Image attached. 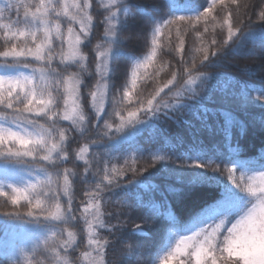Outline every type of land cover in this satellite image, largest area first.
Here are the masks:
<instances>
[{
	"label": "snow or ice",
	"instance_id": "1",
	"mask_svg": "<svg viewBox=\"0 0 264 264\" xmlns=\"http://www.w3.org/2000/svg\"><path fill=\"white\" fill-rule=\"evenodd\" d=\"M218 5L224 12L220 26L227 33L219 47L215 38L205 39L207 26L203 33L196 30L201 22L207 25L217 20L214 12ZM201 7L202 11L199 9L187 16L175 15L178 9H172L170 17L162 22L145 12L135 27H130L137 17L130 3L119 0H107V3L105 0H57L55 3L38 0L34 6L23 0H7L0 6V29H5V36L12 40L10 47L0 51V157L5 161L4 169L27 165L25 170L29 173L33 168L56 173L55 180L51 176L43 180L37 177L34 183L24 187L9 182L10 192L0 183V197L12 206L11 211H4L6 218L27 219L29 225L44 221L51 226L78 223V217L72 215L75 181L70 179L76 174L71 168H60L61 164L78 159L84 162V172L91 174L93 189L85 193L88 203L80 214L85 220L90 249L82 253L87 264H109L106 248L114 244L121 245V255L132 251V244L123 241L119 234L132 212L146 208L155 217L162 218L163 228L172 236L167 242L161 240L160 246L167 244V247L153 264H264V163L261 170L253 171L239 138L233 145L234 131L243 137L248 125L233 112L209 107L204 102L211 98L208 84L212 75L222 73L201 71V68H222L229 54L247 49L250 55L259 57L256 71L250 70V74L257 75L264 84V23L257 31L250 19L247 24L242 18L237 19L240 0H210L207 7ZM22 8L23 20L20 19ZM99 9L104 13V31L97 36L95 14ZM13 10L16 23L23 24L15 30L2 22L5 13L11 14ZM258 18L264 21V11ZM62 23H67L66 31ZM189 25L199 46L188 42ZM244 33L250 35V40H239L238 34ZM141 41L147 49L142 58L132 47ZM165 42L174 58L179 59L169 69L167 78L161 79L160 73L168 65L159 66L157 58ZM90 65L95 66L94 72L89 70ZM120 75L124 76L123 82L118 79ZM149 81H153V86L145 92ZM113 88L115 96L111 95ZM260 91L264 93V87ZM250 95L246 86L240 92V102L247 104ZM255 102L264 106V94L256 96ZM109 104L116 106L114 112L109 111ZM217 113L222 122L216 131L222 134L228 150L223 167L211 158L206 159L209 148L195 136L191 157L187 153L181 159L152 155L151 163L138 166L136 155L142 154L143 148L134 144V138L150 123L144 117L159 120L163 116L175 120L177 127L181 124L194 127L185 119L193 116L200 122V129L212 133L209 114L216 116ZM89 115L95 118L89 121ZM105 115L114 116L118 123L105 121L101 129L99 121ZM64 122H70L68 127L62 126ZM258 123L264 130V116ZM89 124L100 130L99 141L90 143L101 145L102 141L104 151L89 153V145L85 144L73 156L68 147L72 142L69 134L76 128L84 136ZM162 139L172 148L184 141L180 135L176 136V144H170L167 137ZM126 146L134 152L131 164L127 158L122 165L112 164L111 160L117 158L114 154H122ZM89 155L91 159L86 158ZM166 160L189 171L173 173L164 167L162 186L151 180L141 183L149 176L145 174L150 169H157ZM261 162H264V149ZM83 179L87 181L89 177ZM141 184L145 186L140 187ZM139 188L160 192L163 200L146 205L141 196L134 194ZM42 190H46L44 199L40 195ZM209 191L214 193L213 202L192 218L191 224L195 227L179 231L182 219L179 205ZM63 197L68 198L66 206ZM242 197L246 199L239 206ZM102 202L111 205V210L102 211ZM97 228H106L112 240L100 239ZM136 229L140 236L146 235L139 225ZM42 242L54 254L55 264H72L68 250L76 242L74 231L62 229L60 236L52 232ZM39 247V243L35 244L32 258L25 255L17 264H33L34 260L35 264H45L44 260L36 259L40 255L36 251ZM20 251L23 254V249Z\"/></svg>",
	"mask_w": 264,
	"mask_h": 264
},
{
	"label": "trees",
	"instance_id": "2",
	"mask_svg": "<svg viewBox=\"0 0 264 264\" xmlns=\"http://www.w3.org/2000/svg\"><path fill=\"white\" fill-rule=\"evenodd\" d=\"M24 3L35 5L38 0H23ZM57 2V0H53ZM97 2H99L97 0ZM120 3H130L132 5V11L136 15L137 20L130 24V27H135L136 23L139 21L140 17L147 12L151 17L159 19L161 22L164 19H168L172 14V9H178L175 15H193L199 9L202 11V7H207L210 0H119ZM7 3V0H0V6ZM201 7V8H200ZM230 7L234 10L235 6ZM264 11V0H240V15L236 17L237 19H243L247 24L249 19L253 25L257 26V31H259V25L264 23L259 17V13ZM103 9H99L98 13L95 14V23L97 28L95 29V34L99 36L104 31L103 24ZM217 16L215 22L210 21L207 25L201 22L197 25L198 31H204L205 26L208 28V32L205 34V39L215 38L218 41L217 46L226 38V28L220 26V21L224 15L222 8L218 5L214 12ZM120 16L123 18V12L120 11ZM235 16V12H234ZM20 19L23 20V8L20 11ZM65 18L61 17L64 21ZM17 15L15 10L11 14L5 13L3 23L12 25L15 30L18 27H23V24H17ZM215 24V27L213 26ZM66 23H62L65 28ZM151 28H149V33ZM5 29H0V51L11 46L12 40L10 36H5ZM188 42L191 46H199V41L195 38V32L192 26H188L187 31ZM240 41L250 40V35L248 33L238 34ZM96 40H93V44ZM91 47V45L89 46ZM136 55L142 58L143 54L147 51L144 46V42L141 41L139 44L132 45ZM249 48L252 47L251 42L248 45ZM86 55H94V53H86ZM2 59V58H0ZM178 57L174 58V54L168 49L167 43H164V48L159 53L157 58V64L161 67L168 65V68L164 72L160 73L161 79H166L169 74V69L176 64ZM258 56H252L248 53L247 49H241L239 52H234L229 54L223 61V67L216 68H201L202 72H207L209 74L222 73V75H212V78L208 84L211 89L210 99H205V103L212 108H224L235 114V116L244 121L248 125V132L245 136L239 137L237 131H234L233 145H235V140L239 138L241 146L246 153V157L252 163L250 165L254 170H260L261 162V151L264 149V130L259 127V120L264 116V106L260 103L255 102V97L262 93L260 90L264 87L261 80L257 75H251V72H255L258 65ZM89 61L86 60L85 64ZM75 70V69H74ZM89 70L94 72L95 66L90 65ZM130 70V67H129ZM117 77H113L116 80ZM120 82H123L124 76L120 75L118 77ZM92 84L95 83L94 80L91 81ZM199 83V81H198ZM153 86V81H149L145 86L144 91L147 92ZM249 89L250 101L247 104L241 103L239 99L240 92L243 88ZM254 89V90H253ZM122 91V88H121ZM116 89L113 88L111 95L115 96ZM109 106V111L114 112L115 107L111 104ZM91 111V109H89ZM94 115H89L87 119L89 121L93 120ZM145 120L150 121V123L144 127L142 132H139L134 138V144L143 148L142 154H137L136 159L138 166L143 167L146 163H151L152 155L160 156H170L173 158L181 159L184 153H187L190 157L194 155L192 151L194 146L193 136L197 138L198 141H203L204 145L209 148L207 158L215 160L224 166L228 159V150L225 146V141L222 134H219L216 129L218 125L222 122L219 114L212 116L209 114V123L213 126V132L209 133L206 129H200V122L193 116L185 117L191 122V125L181 124L177 127L175 120L167 119L161 116L159 120H155L152 117H144ZM105 121L109 123L117 122L114 116L105 115L103 120L99 121L101 129L105 124ZM43 122V121H41ZM157 125L152 127V125ZM69 122H64L62 126L68 127ZM128 130H126L127 132ZM100 130L92 127L91 124L88 125V131L84 136L80 135V131L73 128L70 132L71 144L68 146L69 151L74 153L79 150V148L85 144L89 145V153L93 152H103L105 145L103 142L101 145H92L91 141H99ZM123 135V134H122ZM180 135L184 138L183 143L176 144V136ZM162 137H167L170 144H176L175 147H171L169 144H165ZM107 139V138H106ZM214 146V147H213ZM122 154H114L117 158L112 159L111 163L117 166L125 163V158L131 164L134 156V152L131 148H127ZM86 158L91 159V156ZM111 166V164L109 165ZM15 169H4L5 162L2 157H0V183L4 185V190L11 191L7 188L9 182L15 183L17 187H24L29 182H35L37 177L43 180L48 173L41 172L40 170H32L29 173L24 167L20 165H12ZM65 167L71 168L73 173L76 175L70 177L75 183L72 189L73 198V212L72 215L78 217L77 222H70L68 224L60 223L58 226H51L49 222L44 221L40 224L26 225V220L9 219L6 218L3 213L4 211H11L12 206L7 202L6 198L0 197V264H17V262H22L24 256L27 255L28 258H32V248L35 244L39 243L40 247L36 250L40 255L36 256L37 260H44L45 264H55L54 254L46 249L43 244V239L46 236H50L52 232H55L57 236L61 235L62 229L72 230L76 233V242L72 249L68 250V255L72 264H87L82 258V253L90 251L88 246V235L86 230L85 220L80 218V214L83 212L84 206L88 203V197L85 193L92 191L91 174L84 172V162L78 159H74V162L70 160L67 164H61V170ZM168 172H180L183 171L187 173L189 169L185 168L183 170L179 169L178 166L172 165L170 161H164L159 163L157 169L149 170V175L141 183H146L151 180L155 183L163 185L164 168ZM53 171V170H49ZM55 172V171H54ZM56 173L52 174L51 177L55 180ZM89 177L86 181L83 177ZM141 184L140 187H144ZM46 190H42L40 195L41 198H46ZM134 194H138L143 198L146 205L152 203H160L163 200V196L160 192L146 191L143 188L134 190ZM214 193L205 192L197 196L190 198L183 204L179 205V211L181 213V222L178 230L184 229L194 216L208 208L213 200ZM67 197H63V203L66 206ZM22 205L25 202H21ZM111 205H104L102 202V211L108 212L111 210ZM24 212V208L20 209ZM43 220V218H41ZM91 219V217H89ZM125 218L122 216L121 220ZM110 222H114L110 221ZM55 225L56 222H53ZM140 226V231L146 233L144 236H140L136 229V226ZM100 239L112 240V234L108 230L97 228ZM169 232L163 228L162 218L155 217L147 208L141 209L139 211L132 212L128 217L123 226L121 233V239L127 243L132 244V251L121 255L119 244H114L112 247H107L106 252L108 253L106 259L109 264H153L157 260V254L161 250L160 242L163 239L166 240ZM66 238V232L63 234ZM7 247V253L5 248ZM21 249H23V254H21ZM63 252V249H60ZM95 255V252H92ZM35 264V260L33 261Z\"/></svg>",
	"mask_w": 264,
	"mask_h": 264
},
{
	"label": "rangeland",
	"instance_id": "3",
	"mask_svg": "<svg viewBox=\"0 0 264 264\" xmlns=\"http://www.w3.org/2000/svg\"><path fill=\"white\" fill-rule=\"evenodd\" d=\"M99 1V0H98ZM105 3H107V0H105ZM63 27V26H62ZM64 28V27H63ZM65 31H66V29H67V23H66V25H65ZM70 123V122H69ZM127 130V129H126ZM125 130V131H126ZM123 133H121L120 135H122ZM3 158V157H2ZM28 159H30V158H28ZM5 162V161H4ZM20 166H22V167H24V168H27L28 166L27 165H20ZM34 170H39V169H37V168H33ZM32 169V170H33ZM253 171H256V170H254V169H252ZM261 170V169H260ZM48 173V176H51L52 174H54L55 172L54 171H48L47 172ZM246 199V197H242L241 198V200H240V202H239V206H242L243 205V203H244V200ZM235 211L236 210H233V215H235ZM230 219H231V217H230ZM26 225H29L28 223H26ZM195 227V225H192L191 223H189L184 229H182V230H179V231H181V232H183V231H185V230H187L188 228H194ZM169 240H172V236H171V234L169 233L168 234V236H167V238H166V240H165V242H167V241H169ZM174 242V241H173ZM167 247V244H165L162 248H161V250L158 252V254H157V260L156 261H158V258H159V255H162V251L163 250H165V248ZM92 255H93V253H92Z\"/></svg>",
	"mask_w": 264,
	"mask_h": 264
}]
</instances>
